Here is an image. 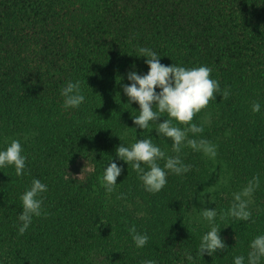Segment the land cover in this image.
<instances>
[{
    "label": "trees",
    "instance_id": "obj_1",
    "mask_svg": "<svg viewBox=\"0 0 264 264\" xmlns=\"http://www.w3.org/2000/svg\"><path fill=\"white\" fill-rule=\"evenodd\" d=\"M139 47L166 66H208L221 93L229 92L193 117L203 133L188 132L216 145V158L183 148L189 171L169 172L155 194L116 157L136 135L176 155L155 122L130 128L139 106L127 103L123 86L133 64L141 75L148 71L146 58L135 56ZM69 81L80 82L86 99L65 110L60 92ZM13 139L27 160L22 176L0 169V264H233L246 257L250 240L264 234V0H0V148ZM111 158L123 171L109 193L101 178ZM254 177L252 215L241 222L228 212ZM33 179L47 191L41 216L21 235L20 196ZM205 208L216 209L227 246L213 256L198 253L211 227L200 215ZM133 229L148 235L143 248Z\"/></svg>",
    "mask_w": 264,
    "mask_h": 264
},
{
    "label": "clouds",
    "instance_id": "obj_2",
    "mask_svg": "<svg viewBox=\"0 0 264 264\" xmlns=\"http://www.w3.org/2000/svg\"><path fill=\"white\" fill-rule=\"evenodd\" d=\"M135 56L146 58L144 63L148 66V71L141 75L135 70L136 66L133 64L132 70L127 74V80L130 83L123 86V94L128 98L127 103L130 105L136 103L139 106V114L132 116L135 127L130 128H134L135 132L137 129L146 130L150 122H155L154 129L157 136L166 141L170 139L171 149L176 155H168L160 146L153 143L151 138L141 135L142 138L137 139L136 135L135 143L131 145L122 143L116 148V157L127 165H131L145 191L155 194L167 184L169 172L183 175L189 171L190 166L186 165L179 155L183 148L190 147L193 151L202 152L209 159L216 158V145L206 139L188 138V132H191L193 136L203 133V126L191 123L193 117L206 108L210 100L216 99L217 94L227 98L229 92L224 90L221 93L219 82L210 78L212 69L208 66L188 68L173 63L166 66L160 62L161 56L147 47H139ZM60 95L63 97L65 110L78 108L86 99L79 81L67 82ZM251 110L253 113H259L260 103H253ZM165 113L167 118L158 122ZM173 121L180 125H187V128L178 127ZM119 139L121 140L120 137ZM22 152L21 142L17 139L11 140L6 147L0 148V169L12 166L16 176L24 175L27 157ZM160 161H164L163 167ZM105 165L101 179L106 192L111 193L115 190L117 178L121 175L123 168L113 158ZM258 187L259 178L254 177L242 191L235 193L234 203L228 215L241 222L249 221L252 215L248 210L249 199ZM46 191V184L39 179H33L31 186L21 194L23 211L18 217V220L22 222L18 228L19 234L25 233L34 216H41L43 202L41 194ZM196 199L204 203L200 193L196 195ZM200 215L211 227L200 237L199 255L213 256L218 251H224L227 246L221 238V229L215 225L216 209L205 208ZM132 239L137 248H143L148 243L149 237L146 233H137L133 229ZM248 249L246 257L244 255L234 256L233 264H262L264 262V234L253 237L248 244ZM186 259L192 262L194 258L187 253ZM144 264H155V261L147 260Z\"/></svg>",
    "mask_w": 264,
    "mask_h": 264
}]
</instances>
